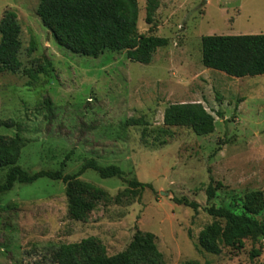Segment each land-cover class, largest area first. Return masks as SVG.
<instances>
[{
    "label": "rangeland",
    "instance_id": "rangeland-1",
    "mask_svg": "<svg viewBox=\"0 0 264 264\" xmlns=\"http://www.w3.org/2000/svg\"><path fill=\"white\" fill-rule=\"evenodd\" d=\"M137 3V34L168 41L148 64L127 59L124 51L106 50L95 58L72 53L43 25L38 0H0V18L11 8L21 27L22 66L0 74V121L15 123L0 126V136L19 132L26 140L18 164L29 173L61 168L72 175L93 159L124 172L123 178H101L86 169L78 176L102 190L83 194L94 208L79 220L69 212L67 184L60 180L40 177L1 192L0 264H52L49 248L59 244H77L76 258L85 263L82 241L96 248H88L90 254L112 255L137 231L154 235L162 264H264V235L223 246L217 254L197 246L200 230L213 220L206 207L240 213L246 192L264 195V74L235 78L204 67L201 37L261 34L264 2L256 3L253 20L238 14L236 1ZM30 36L37 49L28 55ZM43 56L52 64L49 74L27 85L24 69H35ZM45 96L55 113L51 121ZM180 102H200L211 111L214 131L196 135L164 125V109ZM6 172L0 168V184ZM132 179L151 187L130 188L126 181ZM210 183L215 196L207 201ZM181 197L196 202L197 210L174 200ZM256 217L264 220V209Z\"/></svg>",
    "mask_w": 264,
    "mask_h": 264
},
{
    "label": "trees",
    "instance_id": "trees-1",
    "mask_svg": "<svg viewBox=\"0 0 264 264\" xmlns=\"http://www.w3.org/2000/svg\"><path fill=\"white\" fill-rule=\"evenodd\" d=\"M36 14L43 25L51 32L60 46L82 56L98 57L106 50L125 52L127 59L142 64L151 62L158 48L167 45L164 37L137 34V0H38ZM21 27L16 12L5 9L0 18V74H15L22 66L19 53L22 48ZM201 63L206 68L215 69L228 76L241 78L264 74V34L205 35L201 37ZM37 49V42L30 36L26 52L28 55ZM51 61L42 57L35 69H24L27 85L37 81L40 75H48ZM42 104L46 118H54L52 101L45 96ZM221 116V113H218ZM131 124L135 119H128ZM163 123L172 127H187L196 135H206L214 131L215 118L200 102H180L169 104L163 112ZM15 123L0 121V126L11 127ZM25 138L16 132L13 137L0 136V168L6 167L0 193L12 189L18 183H32L40 177L60 180L67 184L68 209L72 218L79 220L84 212L94 208V203L84 198L85 193H102L99 187L78 178L86 169H92L101 178H123L124 172L118 165L101 166L93 159L85 162L75 174H64L60 169L39 170L29 173L18 160ZM70 153L65 156L68 158ZM130 188L151 187L149 183L127 180ZM215 196V188L210 183L206 188V199ZM197 210L198 204L185 197L174 198ZM241 212L236 213L227 206H208L206 212L213 220L198 234L197 246L209 253L217 254L223 246H234L245 239L257 240L264 235V220L256 216L264 209V195L260 190L246 192L240 199ZM224 220V223L221 222ZM87 241H82L81 251L86 253L85 263L76 258L77 244H59L49 248L52 264H162L156 256L154 235L137 231L127 247L118 253L90 254Z\"/></svg>",
    "mask_w": 264,
    "mask_h": 264
},
{
    "label": "crops",
    "instance_id": "crops-1",
    "mask_svg": "<svg viewBox=\"0 0 264 264\" xmlns=\"http://www.w3.org/2000/svg\"><path fill=\"white\" fill-rule=\"evenodd\" d=\"M236 1L238 4L236 6L237 12L240 15L242 12L247 19L253 20L255 18L256 3L264 2V0H228ZM261 29H264V23L261 25ZM246 34L255 33L252 31L245 32ZM264 33V32H259Z\"/></svg>",
    "mask_w": 264,
    "mask_h": 264
},
{
    "label": "water",
    "instance_id": "water-1",
    "mask_svg": "<svg viewBox=\"0 0 264 264\" xmlns=\"http://www.w3.org/2000/svg\"><path fill=\"white\" fill-rule=\"evenodd\" d=\"M161 194H165L164 192H161Z\"/></svg>",
    "mask_w": 264,
    "mask_h": 264
},
{
    "label": "bare ground",
    "instance_id": "bare-ground-1",
    "mask_svg": "<svg viewBox=\"0 0 264 264\" xmlns=\"http://www.w3.org/2000/svg\"><path fill=\"white\" fill-rule=\"evenodd\" d=\"M264 15V14H263Z\"/></svg>",
    "mask_w": 264,
    "mask_h": 264
}]
</instances>
